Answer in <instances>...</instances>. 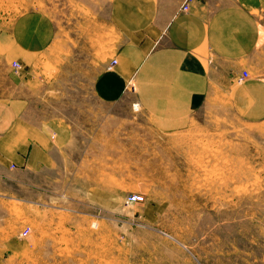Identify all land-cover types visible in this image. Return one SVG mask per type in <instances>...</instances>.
<instances>
[{"label":"rangeland","instance_id":"obj_1","mask_svg":"<svg viewBox=\"0 0 264 264\" xmlns=\"http://www.w3.org/2000/svg\"><path fill=\"white\" fill-rule=\"evenodd\" d=\"M82 3L0 0V29L36 10L67 27L93 16L98 0ZM72 38L71 52L51 47L33 67L42 80L36 114L83 126L105 110L124 123L99 142L97 174L80 175L72 163L69 186L46 185L55 174H22L16 197L0 195V264H264V121L239 118L225 98L197 110L184 129L159 133L132 105L89 98L117 41L83 47L84 38ZM93 185L117 190L118 203H92ZM132 193L145 201L127 206Z\"/></svg>","mask_w":264,"mask_h":264},{"label":"crops","instance_id":"obj_2","mask_svg":"<svg viewBox=\"0 0 264 264\" xmlns=\"http://www.w3.org/2000/svg\"><path fill=\"white\" fill-rule=\"evenodd\" d=\"M90 14L60 28L43 12L29 11L0 29V195L16 197L22 174H55L59 178L47 177L46 185L69 186L72 163L80 175L97 174L99 142L114 132L115 121L124 123L105 110L83 126L36 114L32 100L42 80L36 82L33 67L51 47L71 52L73 34L76 42L84 38L83 47L117 41L87 88L89 98L106 107L126 102L131 108L138 101L139 114L159 133L184 129L197 110L225 98L239 118L264 121V0H109L108 6L98 0ZM12 62L21 63L19 73ZM244 71L248 77L238 84ZM89 189L98 206L119 201L110 186Z\"/></svg>","mask_w":264,"mask_h":264},{"label":"built area","instance_id":"obj_3","mask_svg":"<svg viewBox=\"0 0 264 264\" xmlns=\"http://www.w3.org/2000/svg\"><path fill=\"white\" fill-rule=\"evenodd\" d=\"M188 4L185 3V5L182 7L183 11H187L188 10ZM117 64V59H112L106 66V68L108 70H113L115 65ZM19 68L20 65L18 62H14L12 64V69L15 73H19ZM248 77V73L247 72H243L238 78H237V83H243L245 81V79ZM132 109L134 112H140L141 111V105L138 101H134L132 103ZM145 201V197L142 194L139 193H135V194H129L126 198H125V204L127 206L129 205H135V204H139V203H143Z\"/></svg>","mask_w":264,"mask_h":264}]
</instances>
